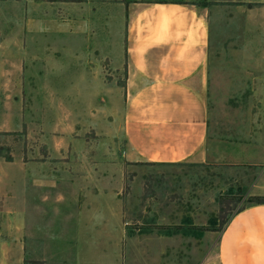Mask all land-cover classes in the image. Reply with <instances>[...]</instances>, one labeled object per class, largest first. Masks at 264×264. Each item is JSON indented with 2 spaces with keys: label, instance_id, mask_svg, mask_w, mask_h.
I'll list each match as a JSON object with an SVG mask.
<instances>
[{
  "label": "rangeland",
  "instance_id": "rangeland-1",
  "mask_svg": "<svg viewBox=\"0 0 264 264\" xmlns=\"http://www.w3.org/2000/svg\"><path fill=\"white\" fill-rule=\"evenodd\" d=\"M137 1L0 0V264H71L78 203L114 199L122 264H218L228 218L264 202V0H191L210 28L209 159L166 166L132 160L125 133Z\"/></svg>",
  "mask_w": 264,
  "mask_h": 264
},
{
  "label": "crops",
  "instance_id": "crops-1",
  "mask_svg": "<svg viewBox=\"0 0 264 264\" xmlns=\"http://www.w3.org/2000/svg\"><path fill=\"white\" fill-rule=\"evenodd\" d=\"M135 3L123 52L128 60L124 118L130 158L206 163L210 28L205 14L191 0ZM116 202H100L112 207L110 213L87 214L80 200L71 264H122L125 231L121 219L119 230L115 226L121 218L114 212ZM217 259L218 264H264V202L228 218L218 237Z\"/></svg>",
  "mask_w": 264,
  "mask_h": 264
},
{
  "label": "trees",
  "instance_id": "trees-1",
  "mask_svg": "<svg viewBox=\"0 0 264 264\" xmlns=\"http://www.w3.org/2000/svg\"><path fill=\"white\" fill-rule=\"evenodd\" d=\"M150 163H157V164H160L162 166H166V165H172V164H179L181 162H171V163H166V162H150Z\"/></svg>",
  "mask_w": 264,
  "mask_h": 264
}]
</instances>
